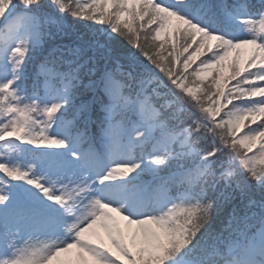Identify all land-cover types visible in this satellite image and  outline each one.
<instances>
[{
    "label": "snow or ice",
    "instance_id": "obj_1",
    "mask_svg": "<svg viewBox=\"0 0 264 264\" xmlns=\"http://www.w3.org/2000/svg\"><path fill=\"white\" fill-rule=\"evenodd\" d=\"M0 264H264V0H0Z\"/></svg>",
    "mask_w": 264,
    "mask_h": 264
},
{
    "label": "rangeland",
    "instance_id": "obj_2",
    "mask_svg": "<svg viewBox=\"0 0 264 264\" xmlns=\"http://www.w3.org/2000/svg\"><path fill=\"white\" fill-rule=\"evenodd\" d=\"M151 177H145L146 180H150Z\"/></svg>",
    "mask_w": 264,
    "mask_h": 264
}]
</instances>
